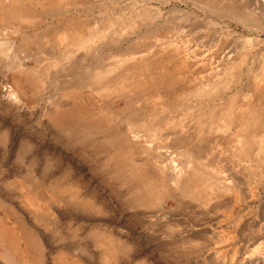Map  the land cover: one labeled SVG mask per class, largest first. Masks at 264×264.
<instances>
[{
    "label": "rangeland",
    "instance_id": "rangeland-1",
    "mask_svg": "<svg viewBox=\"0 0 264 264\" xmlns=\"http://www.w3.org/2000/svg\"><path fill=\"white\" fill-rule=\"evenodd\" d=\"M145 59L187 68L107 76ZM218 63L230 72L215 76ZM148 78L135 108L193 136L175 160L186 173L116 123L131 81ZM153 90L195 115L250 106L263 145L264 0H0V264H264V149L240 157L237 116L187 128ZM192 170L198 186L177 187Z\"/></svg>",
    "mask_w": 264,
    "mask_h": 264
},
{
    "label": "crops",
    "instance_id": "crops-1",
    "mask_svg": "<svg viewBox=\"0 0 264 264\" xmlns=\"http://www.w3.org/2000/svg\"><path fill=\"white\" fill-rule=\"evenodd\" d=\"M217 49H220V48L215 47V50H217ZM123 53L124 52H121V54H123ZM177 56H181V53L178 52ZM143 57H144V55H143ZM222 57L225 59L227 57V54L223 55ZM120 62L122 64L125 63L122 61H120ZM139 63L140 64L142 63V65L140 66V64L139 65L135 64L133 67H129V68L127 67L128 65H126V64L124 66H122L121 67L122 70H120L122 75H118V72L115 73V71L117 69V68H115L116 65L109 66L107 68V71H106L107 76L109 77V75H108L109 72L114 70V74H115L114 78L115 77L120 78V77H125V76H128L130 78V75H132V73H134L137 70L139 71V73L145 72L144 69L147 66L146 67L147 70L155 71V73H157L158 75L166 77V75H170V74L178 75V74H180L181 71H183L187 68V65L183 64V63L179 64L178 66H173V67L169 68L168 66H165L163 64L158 65V64L152 63L151 61H148L146 59L142 60ZM117 65H120V63H117ZM135 66H137V68ZM139 66H140V68H139ZM229 69H231V67H223L218 63L213 67L212 73L215 76L219 77L221 74H225L227 72H230ZM146 75L149 76L148 73ZM132 76H134V74ZM118 78L114 79V81L118 82L119 81ZM162 79H164V78H162ZM138 80L139 79H133L131 81L133 83V85H130L129 90L125 94H122L124 106L121 109L123 112H122L120 119L117 120L116 123L117 124L122 123V125L124 127H128L129 129H131L132 127L138 128L139 131H143L144 133H146L145 143H148L147 146L149 148L155 147L157 149V152L159 151V149H162L163 147L167 148L170 151V153L172 155H174V157L171 158L170 156H164L163 154H161L159 152H158V157L159 158L162 157L163 159H164V157L167 158L166 160H168V161H163V162L164 163L166 162V163H169L172 165L173 161H174V163L176 162L175 160H176L177 154L179 153L178 152L179 148H182V146L184 148H188V146H189V148H190L192 143L193 142L195 143V139L193 138V136H188V134L186 133L187 129L185 127H181L182 130L180 129V132H177V131L170 130L169 128L163 129L158 121L156 123H154V125H147L145 117L142 114H140V112L138 113L137 109L135 108L136 105H138V104H135L136 99L133 100V98H135V97H131V96L132 95L139 96L140 94H142L143 93L142 86L144 88H146V89H144V91L152 90V89H147V88L154 87L156 84V81H155V78H148V79H145V81L142 84V82H138ZM110 83H111V81L107 83V88L108 87L112 88ZM122 84H123V86H126L127 80L124 81ZM136 84H138V85L142 84V85L138 86ZM214 84L217 87V83H214ZM111 88H110V90H111ZM230 88H231V86H230ZM196 89L198 90V87ZM200 90H202V89H200ZM146 92H152V91H146ZM154 92L156 95H158L156 99L159 100V103H156L153 105L154 109L164 108V107L165 108L181 107L182 109L187 111L188 116H190L191 118L193 117L192 121L190 122V124L187 128H195V125H202V130H203V127L207 124L206 121H204V119H203L204 117H207L209 120L211 119V117H213V118L217 117L219 120L224 121L225 118L220 117V115L226 114V110H228L229 115L237 116L238 122H237V124H235L236 128H235V131L233 132V135L231 133H229L227 135L234 136L233 139L235 142L232 144V147L235 149L236 154L239 155L240 157H241L242 153L247 152V151H243L244 149H247L246 148L247 145H249V148L251 150H253L254 148L258 149V147H260L262 150L264 149V144L261 145L259 142H256L257 141L256 134H254L253 136H250L252 134L251 130L253 128L257 127L256 126L257 124H255L252 127L251 123L250 124L248 123V118L244 117V116H247L248 114H250L253 118H255L254 114H257V113H253L256 111H255V109L251 108L250 106L243 105L240 107V111H239V107H238L237 112H235V111H233V106H231L232 103L230 102L226 106H224L222 104L221 105H215L214 107L209 108L208 113L199 112L198 114L195 115V110L197 108L195 106H193L192 104H190V103H188V104H185V103L174 104L171 102L172 96L162 94L159 90H155ZM175 92H176L175 93L176 96H178L179 98H180V96L183 95L182 91H175ZM196 93H200V92L192 90L188 96L189 97L196 96L197 95ZM160 99H164V100L161 101ZM204 108H205V106L202 105V107H199V110L203 111ZM262 109L264 110L263 106H262ZM151 115L153 117H150V118L157 120V114L152 113ZM141 117L143 118L144 121L141 119ZM188 130H191V129H188ZM229 131L225 129L223 132H229ZM124 135H127V134L124 133ZM155 139H158V140L156 141ZM169 140H172V146L164 145L166 143L165 141H169ZM137 141H139V140H137ZM139 142H141V140ZM149 142H153L154 146L153 147L150 146ZM262 142H264V140H262ZM190 150L196 152V147L190 148ZM173 165L175 166V170H173V172H172L173 174H175L177 172H180V173H182V172L186 173L187 172V169H185L183 171V169L178 168V166H179L178 163L177 164L175 163ZM201 178H204V177H201V175L197 174L195 172V170L194 171L192 170V171H190V177H188V178L185 177V180L179 179V181H176L177 187H179L180 189H193L194 190V188H196L198 186V183L200 182ZM226 179H227L226 177H224V179L220 178V179H218V182L221 183L222 180H226ZM210 184H211V186L213 185L212 183H210Z\"/></svg>",
    "mask_w": 264,
    "mask_h": 264
},
{
    "label": "bare ground",
    "instance_id": "bare-ground-1",
    "mask_svg": "<svg viewBox=\"0 0 264 264\" xmlns=\"http://www.w3.org/2000/svg\"><path fill=\"white\" fill-rule=\"evenodd\" d=\"M21 9H22V8H21ZM3 11H4V10H3ZM21 11H22V10H21ZM21 11H20V12H21ZM4 12H5V11H4ZM8 12H9V11H8ZM23 12H24V11H23ZM6 13H7V12H6ZM11 16H12V15H11ZM15 16H16V15H15ZM15 18H16V17H15ZM72 21H73V20H72ZM71 23H72V22H71ZM71 23H70V24H71ZM76 26H77V25H76ZM67 28H68V27H67ZM60 29H61V28H60ZM79 30H80V29H79ZM167 68H168V67H167ZM168 70H169V69H168ZM170 71H171V70H170ZM155 99H156V98H155ZM61 102H62V101H61ZM85 112H86V111H85ZM193 112H194V111H193ZM138 113H139V112H138ZM85 114H86V113H85ZM59 118H60V117H59ZM133 119H134V118H133ZM70 120H71V118H70ZM65 124H66V123H65ZM65 124H64V125H65ZM57 125H58V124H57ZM60 126H61V125H60ZM61 127H62V126H61ZM136 130H137V129H136ZM142 130H143V129H142ZM181 130H182V129H181ZM138 131H139V130H138ZM140 134H141V133H140ZM199 137H200V136H199ZM135 138H136V139L139 138V135H138V134H135ZM176 138H177V137H176ZM176 138H175V139H176ZM181 139H182V138H181ZM178 141H179V140H178ZM202 143H203V142H202ZM149 144H150V146H152V147L154 146V143H153V142H149ZM190 145H191V144H190ZM182 147H183V146H182ZM188 148H189V146H188ZM170 149H171V148H170ZM158 152L161 153V154H163L164 156H170L171 158L174 157V155H172V154L170 153V151H169L167 148H164V147H163L162 149H159ZM176 158H177V157H176ZM175 163H176V162H175ZM175 163H174V161H173V164H175ZM186 192H187V191H186ZM188 192H190V191H188ZM257 257H258V254H257ZM259 257H260V256H259ZM260 259H261V258H258V260H257V262H256L257 264H261V263H260ZM243 263H244V262H243ZM245 263H246V262H245ZM254 263H255V262H254Z\"/></svg>",
    "mask_w": 264,
    "mask_h": 264
}]
</instances>
